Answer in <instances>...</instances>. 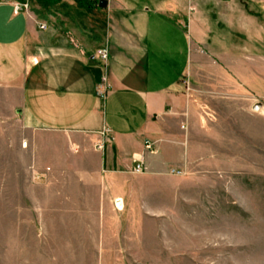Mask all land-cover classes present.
Wrapping results in <instances>:
<instances>
[{
	"label": "crops",
	"instance_id": "1",
	"mask_svg": "<svg viewBox=\"0 0 264 264\" xmlns=\"http://www.w3.org/2000/svg\"><path fill=\"white\" fill-rule=\"evenodd\" d=\"M100 1L0 0V111L31 134L34 157L66 168L74 148L83 178L92 162L123 208L139 162L155 179L198 160L217 100L262 109L264 28L239 0Z\"/></svg>",
	"mask_w": 264,
	"mask_h": 264
},
{
	"label": "rangeland",
	"instance_id": "2",
	"mask_svg": "<svg viewBox=\"0 0 264 264\" xmlns=\"http://www.w3.org/2000/svg\"><path fill=\"white\" fill-rule=\"evenodd\" d=\"M239 1L264 28V0ZM246 96L240 112L214 101L216 137L181 171L147 179L136 164L123 208L92 162L83 178L74 148L66 168L34 157L31 134L0 111V264H264V98L256 112Z\"/></svg>",
	"mask_w": 264,
	"mask_h": 264
},
{
	"label": "built area",
	"instance_id": "3",
	"mask_svg": "<svg viewBox=\"0 0 264 264\" xmlns=\"http://www.w3.org/2000/svg\"><path fill=\"white\" fill-rule=\"evenodd\" d=\"M102 1V0H101ZM20 6H15L14 7V11L17 12V11H20ZM41 29H44L45 27L44 26H41L40 27ZM97 56L98 58L102 61V62H105L106 59H107V54L105 51H98L97 52ZM102 95V94H101ZM146 149H149L150 150V144H148L147 142L145 143V146H144ZM143 171V165L141 163L137 164L135 166V169H134V172H137V173H140Z\"/></svg>",
	"mask_w": 264,
	"mask_h": 264
},
{
	"label": "water",
	"instance_id": "4",
	"mask_svg": "<svg viewBox=\"0 0 264 264\" xmlns=\"http://www.w3.org/2000/svg\"><path fill=\"white\" fill-rule=\"evenodd\" d=\"M105 4H106V2L104 0H102L99 2V7H104ZM259 107H260V105L258 104L255 109L257 110Z\"/></svg>",
	"mask_w": 264,
	"mask_h": 264
}]
</instances>
